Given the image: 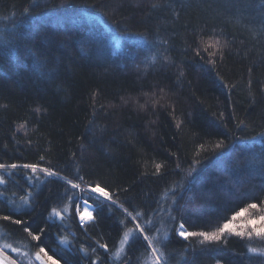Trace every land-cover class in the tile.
<instances>
[{
    "label": "trees",
    "instance_id": "trees-1",
    "mask_svg": "<svg viewBox=\"0 0 264 264\" xmlns=\"http://www.w3.org/2000/svg\"><path fill=\"white\" fill-rule=\"evenodd\" d=\"M213 33L225 45L215 65L195 55ZM0 163L99 184L141 214L133 222L106 203L82 227L70 186L55 177L17 214L8 201L32 191L30 170H0V217L22 221L0 219V247L20 264L2 244L38 251L24 221L34 234L45 230L57 264H151L147 242L115 255L123 232L149 220L161 264H262L248 252L264 247L259 238L225 233L202 245L176 229L214 231L229 209L252 202L235 224L264 216V0H0Z\"/></svg>",
    "mask_w": 264,
    "mask_h": 264
},
{
    "label": "snow or ice",
    "instance_id": "snow-or-ice-1",
    "mask_svg": "<svg viewBox=\"0 0 264 264\" xmlns=\"http://www.w3.org/2000/svg\"><path fill=\"white\" fill-rule=\"evenodd\" d=\"M153 7H157V5L153 4ZM162 43L167 44V41H162ZM223 47H225V45L221 44L220 39L216 37L214 33L213 35H209L207 39H204V37L201 36L199 39V44L195 49V55L201 59H204V54H206L208 57L207 62L209 64L215 65L216 61L213 58L218 53H222ZM163 58L166 61L168 59L166 55ZM180 75H183L182 71ZM225 87H227V85H225ZM36 110L40 111L39 108ZM19 127L23 129L25 125L21 124ZM222 144L223 142L218 144L216 147L220 148ZM40 160L43 161L44 156H41ZM160 167L161 165H156L157 172H159ZM20 169L30 170V173L26 172L25 176L32 191H28L25 195L20 196L19 203H17L15 200L8 201V203L12 205L13 211L17 214L24 212L26 209H30L34 200L35 189L46 183L49 178L55 177L56 180L62 181L64 184L70 186L69 189H66L65 194L67 195L69 202L75 204L76 215L79 216L82 227H86L88 222L94 221L95 216L93 213L95 212L98 215L99 211L102 210L101 206L106 203L108 204L109 211L112 210V206L122 208L126 217H131L133 222L141 219V214L139 212L133 215V213L128 209L123 208V205H118L117 201L113 199L109 191H107L104 187H101L99 184L95 186L89 185L87 189H84L81 188L80 183L73 182L72 179H68L67 176L61 175L60 172L55 171L50 167H42L38 163H0V170L8 173V175H15ZM83 179V177H79V180L83 181ZM17 183H19V181H17ZM5 184V177L0 175V185ZM93 194H95L96 199L99 200V204H94L91 202L93 200ZM3 195L4 193L0 192V196ZM13 195H15V193H13ZM236 207H238V205L229 209L234 213L230 219H228L226 215L221 217V219H223L225 222L218 226L214 231H187L185 223L182 222L179 225V228L176 229V235L184 240H188L189 237H202V240L200 241L202 245L205 243L219 242L224 240L226 238L225 233H227L228 236H235L241 239L247 237L250 241L253 237H256L259 238L262 243H264V216L249 217L245 219L243 223L239 225L235 224V221L244 215L248 209H255L258 207V204L256 202L249 203L246 208H241L240 211H236ZM81 209H83V211H81ZM57 218L62 219V213L56 208H53L52 215L49 217L50 223H56ZM0 219L4 221L11 220V222L16 225H20L22 223L20 219H12L10 215H4L0 217ZM23 223L25 224L23 231L26 232L29 237H31L32 241L39 242L38 244L33 245V247L38 248V251L35 252V260L39 261L40 264H57V261L53 259V256H61V253H58L55 248H48L43 239L45 230L41 228L39 234H34L33 230H30V226H28L27 221H24ZM120 223L125 228L127 227L126 220H121ZM150 227L151 221L149 220L144 224L135 223L134 228H127V230L123 232L122 239L119 241L120 248L115 254L117 258H119L120 254L123 253L126 248L131 249L137 243L143 245L144 242H147V249H151V256L149 257L151 264H161V257L163 256V253L160 252L158 247H156V243H154L153 239L146 234ZM167 238L168 234L165 233L164 239L166 240ZM56 243L58 246H67L70 244V241L67 239H58ZM3 247L5 249H11L14 252L19 251V249L13 248L12 245L8 243H5ZM99 247L105 249V251H108L106 244L100 243ZM46 248L48 250H46ZM80 251L83 252L85 256L87 255V250L83 247H81ZM49 252H51L52 255H49ZM248 252L264 257V247H249ZM61 258L63 257L61 256ZM10 264H15V261H11ZM91 264H96V261L93 260ZM217 264H219V261ZM262 264H264V262H262Z\"/></svg>",
    "mask_w": 264,
    "mask_h": 264
},
{
    "label": "rangeland",
    "instance_id": "rangeland-1",
    "mask_svg": "<svg viewBox=\"0 0 264 264\" xmlns=\"http://www.w3.org/2000/svg\"><path fill=\"white\" fill-rule=\"evenodd\" d=\"M81 188L87 189L88 187H81ZM93 195H95V194H93ZM81 211H83V209H81ZM75 213H76V211H75ZM76 217H77L79 224L81 225L79 216L76 215ZM0 243H1V241H0ZM2 245H4V244H2ZM9 250L11 252H13L18 257L19 261L22 264H40L39 261L35 260V253H29V252H25L23 250H19L18 252H14L11 249H9ZM263 260H264V257H263Z\"/></svg>",
    "mask_w": 264,
    "mask_h": 264
},
{
    "label": "water",
    "instance_id": "water-1",
    "mask_svg": "<svg viewBox=\"0 0 264 264\" xmlns=\"http://www.w3.org/2000/svg\"><path fill=\"white\" fill-rule=\"evenodd\" d=\"M11 261H15V264H20L0 247V264H10Z\"/></svg>",
    "mask_w": 264,
    "mask_h": 264
}]
</instances>
